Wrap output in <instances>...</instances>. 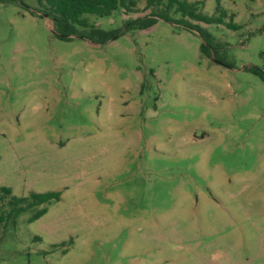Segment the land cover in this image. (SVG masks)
<instances>
[{"label": "rangeland", "instance_id": "rangeland-1", "mask_svg": "<svg viewBox=\"0 0 264 264\" xmlns=\"http://www.w3.org/2000/svg\"><path fill=\"white\" fill-rule=\"evenodd\" d=\"M188 1L241 28L126 31L139 0L62 40L0 1V189L61 194L0 201V264H264V0Z\"/></svg>", "mask_w": 264, "mask_h": 264}, {"label": "trees", "instance_id": "trees-1", "mask_svg": "<svg viewBox=\"0 0 264 264\" xmlns=\"http://www.w3.org/2000/svg\"><path fill=\"white\" fill-rule=\"evenodd\" d=\"M2 1V0H0ZM15 1V0H7ZM39 6L44 9L48 17L52 18L54 26L61 33L62 40H70L68 36L75 34L76 27L90 28L85 16H97L100 18L112 15L113 12L122 9L126 14L139 12V0H37ZM145 10H152L149 15L130 19L125 24L126 31H143L154 27L159 21L184 26L189 30L202 32L197 25L191 21L206 25H226L228 29L237 31L241 27L233 23H226L227 13L218 1L217 12L219 16L204 15L201 11V2H189L188 0H145ZM180 14L181 19L174 16ZM202 34L211 44V36ZM119 31L106 32L92 27L90 33L83 32L82 36L91 41L103 44L117 38ZM206 46L201 50L206 52ZM61 194L58 192L30 193L27 197H15L10 188L0 189V201L10 197L9 206L11 211L9 218L17 219L28 210L36 209L42 205L59 201ZM47 213V208L38 210L29 220L35 222Z\"/></svg>", "mask_w": 264, "mask_h": 264}]
</instances>
